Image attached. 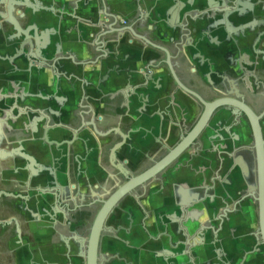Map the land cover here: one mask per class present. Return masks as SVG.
<instances>
[{"label":"flooded vegetation","instance_id":"1","mask_svg":"<svg viewBox=\"0 0 264 264\" xmlns=\"http://www.w3.org/2000/svg\"><path fill=\"white\" fill-rule=\"evenodd\" d=\"M186 1L178 21L181 3L162 18L148 0H130L128 14L99 0L94 21L111 13L116 32L98 40L87 32L84 57L71 49L59 68L16 56L13 27L0 20L11 52L1 59L22 63L20 78L0 73V264L38 248L35 233L86 264L104 203L147 171L103 219L99 264L113 256L104 246L126 244L123 236L144 246L160 239L170 264H264V0H239L240 16L227 0L213 9L199 0L194 26ZM32 65L50 70L51 89L30 87ZM44 168L54 178L36 177ZM159 208L168 212L163 224Z\"/></svg>","mask_w":264,"mask_h":264},{"label":"crops","instance_id":"2","mask_svg":"<svg viewBox=\"0 0 264 264\" xmlns=\"http://www.w3.org/2000/svg\"><path fill=\"white\" fill-rule=\"evenodd\" d=\"M25 5L27 6V10L30 12L31 10H35L36 17V25L39 31L43 32V36L46 40L57 42L61 48L66 51H73L76 57L81 59L84 57L82 51V44H80V40L87 39V31L84 23L80 20L81 17H87L88 12L83 8V3L85 0H78L77 9H74V12H71L68 9V6H64V0H24ZM183 0H148L149 5L160 12L162 14V18L170 17V14H174L175 10L181 3L180 9H177V20H181V14L183 12L182 5ZM108 3L111 9L115 10H123L124 13L128 14V7L130 0H108ZM201 3L199 0L195 1L190 8L192 16L197 18V12L199 11ZM98 4L95 5V9ZM3 6L0 5V9ZM176 8V9H175ZM94 9V10H95ZM95 13V12H94ZM61 16L62 19L60 18ZM175 17V16H174ZM172 18L171 20H176V18ZM98 18L96 14L93 15V19ZM175 28V26L173 27ZM167 31V37L163 38L164 43H167L166 39L171 35L170 29H165ZM177 31V28H175ZM91 31L89 32L90 35ZM162 34V33H161ZM160 34V37L162 36ZM159 35V33H158ZM173 37H176V33H173ZM163 37V36H162ZM6 35L4 31L0 29V66L2 69L0 73H4L3 71H10V76L13 78L21 77L20 73L22 63L18 59H12L13 63L17 66V69L12 67V62L9 63L6 60H2L1 58L11 57V52L9 48L6 47L4 43ZM42 69V68H41ZM37 70V72H36ZM39 68L36 65H32L31 73L33 76V83L31 84V88L36 89L40 88L41 90L51 89L47 87V77L50 76V70L46 71H38ZM0 88L4 87L5 84L3 79L0 77ZM15 81L20 85H25L23 82L15 79ZM23 81V80H22ZM36 81V82H35ZM38 81V82H37ZM44 86V87H43ZM61 95V94H57ZM66 96V95H65ZM72 96L69 95V100ZM127 205V203H125ZM133 206V204H132ZM131 209V205L128 206ZM159 211V212H158ZM156 212L159 213V219L161 224H163L162 220L167 217L168 212L162 210L161 208L156 209ZM28 215V213H27ZM27 220H33L31 216H27ZM36 237L37 240L40 239L42 242L41 245L36 249L29 250L28 248L15 251L11 255L13 258L15 257L16 263L18 264H85V260L81 255H76L73 252L74 249H70V252L66 250L65 247H61L57 245L56 240L52 241V244L49 243V239H52L53 236L43 235L40 238L39 233L31 234ZM56 237L58 238L57 234ZM126 244L118 243H110V246H104V252L111 253L112 258L103 264H170L169 254L170 248H166L165 243H163L160 239L154 240L153 243H148V245H143L140 241L129 239L130 237L123 236ZM109 239V240H108ZM108 241L113 240L112 238H108ZM109 243V242H108ZM14 247H12L13 249Z\"/></svg>","mask_w":264,"mask_h":264},{"label":"water","instance_id":"3","mask_svg":"<svg viewBox=\"0 0 264 264\" xmlns=\"http://www.w3.org/2000/svg\"><path fill=\"white\" fill-rule=\"evenodd\" d=\"M195 1L197 0H188L186 1V4L188 6H191L193 3H195ZM216 1L221 4L225 2V0H205L206 5L209 9H213L214 7L217 6ZM227 1L229 2V4H231V6L235 7V11L240 16V13L238 11H239V7L242 6V3H240L239 0H227ZM78 2H79L78 0H64L63 4L64 6L69 5L68 9H70L71 12H74V9L75 8L77 9ZM98 2L99 0H85L82 6L84 9L87 10L88 15L87 17H81V19L76 18L77 21L80 20L84 23L88 35L91 30H97L95 31L96 33L94 32L95 36L98 37L97 40L101 36H105L109 33L116 32L114 16L111 13L107 12L103 14L105 17H107L106 18L107 20L104 22L94 21L93 15L96 14L94 13V9H95V5L97 4L99 5ZM0 5H3V9L0 10V20L2 22L11 23L13 27L14 33L9 36V40L14 42L15 44L13 48L15 50L16 56L22 55V57L25 58L26 61L39 60V62L42 64L41 66L42 69L43 67L46 68L51 65H53L54 68H56V66L59 68L61 67L62 64H60L58 61L61 59H68L70 57L69 55L71 53L70 50L66 51L65 54L62 53L59 44L55 45V47L52 48V46H50V42H46V40L44 39L43 34L41 32L37 33L38 31L36 25L35 10H31L30 12L22 11L21 13L18 14L19 18L25 19L24 27H22L17 21L18 17L14 15V10L16 7H23L25 9L27 6L21 3V0H0ZM242 15H244V13ZM62 17L63 16H61L60 18L62 19ZM189 19L191 20L192 25L194 26L198 18L190 15ZM171 29L173 33L176 31L175 28H171ZM154 31L157 37H160V34L158 35L157 28L154 27ZM178 34H179V39H183L185 36H187L186 30H184L183 28L179 29ZM88 42H89L88 39L85 38L80 40V44H82L81 47L83 53L86 51V46L88 45ZM176 45L177 43H175L174 47ZM159 49L163 51L166 55L169 54V50L167 48L159 47ZM197 128L198 125L195 126L194 130L196 131ZM194 130L190 132L188 138L194 134ZM180 145L181 143L175 146V148L172 149L170 152L172 153L173 151H177L180 148ZM49 170L50 169L44 168L43 171L45 172H40V174L38 173L36 177H40V175L44 176L46 171H48L47 175L52 176ZM149 172L150 171L142 173L138 177L129 178L128 181L118 191L112 194L104 203L103 207L99 211V214L97 215L91 227V235L86 247L87 248L86 264H99V257L97 256L99 233L101 230L103 219L110 212L112 205L116 202V200L119 197H122L124 193H126L131 187H133V185L141 182L144 178H146L149 175ZM52 178L54 177L52 176L51 179ZM43 180L47 184L49 183L45 179ZM51 196L55 197L54 194H51ZM204 199L205 198L200 200L203 204L206 203V200ZM189 207L190 206H188V208ZM185 223H188V226H190V228H192V230L194 231L200 228L201 222L198 220V218L195 219L190 216H187L185 219ZM186 254L188 255V253Z\"/></svg>","mask_w":264,"mask_h":264}]
</instances>
